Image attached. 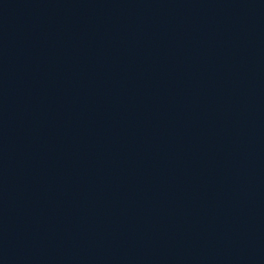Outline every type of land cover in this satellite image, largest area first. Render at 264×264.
I'll return each mask as SVG.
<instances>
[{
	"label": "water",
	"instance_id": "water-1",
	"mask_svg": "<svg viewBox=\"0 0 264 264\" xmlns=\"http://www.w3.org/2000/svg\"><path fill=\"white\" fill-rule=\"evenodd\" d=\"M234 59L264 143V0H208Z\"/></svg>",
	"mask_w": 264,
	"mask_h": 264
}]
</instances>
